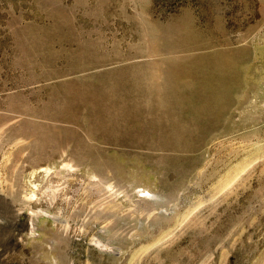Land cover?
<instances>
[{"label": "rangeland", "instance_id": "rangeland-1", "mask_svg": "<svg viewBox=\"0 0 264 264\" xmlns=\"http://www.w3.org/2000/svg\"><path fill=\"white\" fill-rule=\"evenodd\" d=\"M0 264H264V0H0Z\"/></svg>", "mask_w": 264, "mask_h": 264}, {"label": "bare ground", "instance_id": "bare-ground-1", "mask_svg": "<svg viewBox=\"0 0 264 264\" xmlns=\"http://www.w3.org/2000/svg\"><path fill=\"white\" fill-rule=\"evenodd\" d=\"M145 193V192H144ZM148 193V192H147ZM152 196V195H151Z\"/></svg>", "mask_w": 264, "mask_h": 264}]
</instances>
